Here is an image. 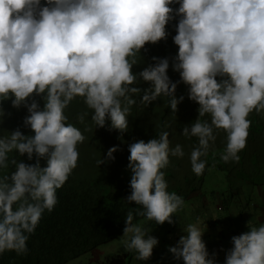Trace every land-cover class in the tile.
<instances>
[{
	"label": "clouds",
	"instance_id": "obj_1",
	"mask_svg": "<svg viewBox=\"0 0 264 264\" xmlns=\"http://www.w3.org/2000/svg\"><path fill=\"white\" fill-rule=\"evenodd\" d=\"M146 43L171 58L172 76L167 74V57H152L154 64L132 71ZM168 47L176 49L175 56ZM141 80L149 87L134 86ZM77 97L91 110L96 128L110 122L120 133L128 131L137 97L144 106L159 100L150 107L168 116L180 110V102L191 100L195 117L175 134H180L179 141H191L192 172L203 175L207 161L201 157L215 143L214 130L226 133L220 159L239 162L252 124L249 114L264 113V0H0V103L11 99L16 111L5 118L0 108V254L27 253L29 236L44 212L53 211L57 190L77 167V145L86 138L65 114ZM88 115L78 114L77 120L83 123ZM12 121L14 127L8 129ZM169 135L166 129L147 142L128 145L127 202L139 208L128 211L121 243L136 254L131 264L148 260L158 244L156 233L149 234L151 223L171 224L174 214L180 229L183 212L195 203L201 205L199 216L205 214L210 223L204 203L193 197L211 200L213 214L228 213L222 205L227 200L221 201L212 188L205 195L200 189L191 192L185 200L168 190L163 170L170 157L185 155L182 145L172 146ZM116 151L118 146L109 148L97 164L114 160ZM17 153L29 161L35 156V163L17 159ZM229 182L231 191L237 180ZM243 182L245 188L256 187L250 180ZM257 188L264 195V185ZM243 204L221 220L260 223H248L249 231L231 237L224 264H264V202L260 207ZM136 216L144 219L134 222ZM218 222L227 230L232 225ZM201 223L197 217L183 228L185 235L175 236L176 245L168 249L174 259L217 264L202 239ZM86 259L83 264H93ZM94 259L100 262V256Z\"/></svg>",
	"mask_w": 264,
	"mask_h": 264
},
{
	"label": "trees",
	"instance_id": "obj_2",
	"mask_svg": "<svg viewBox=\"0 0 264 264\" xmlns=\"http://www.w3.org/2000/svg\"><path fill=\"white\" fill-rule=\"evenodd\" d=\"M43 2L44 0H42ZM177 22L178 17L171 21V27L176 28ZM143 50L152 51L153 49L150 43H146L140 55L144 52ZM137 70L138 65H134L132 71L137 73ZM144 84L143 81H140L138 85L134 86L143 89L146 88ZM39 104L43 108L44 101L41 100ZM154 104H159V100L153 101L149 105ZM0 108L3 109L5 118L16 113L12 110L11 99L0 103ZM181 110L180 107L176 114H172L176 118L174 121L176 127L170 129L169 125L172 122L167 121V113L161 114L153 107L140 104L139 97H137V102L129 113L128 131L120 133L118 130L110 128V122H107L104 127L96 128L91 120V110L87 109L83 98L74 99L66 108L65 114L68 116V122L75 124L81 131L83 130L86 138L83 143L77 145L80 154L77 167L63 187L57 190L58 203L53 211L44 212L35 232L29 236L27 253L18 255L15 251H5L0 254V264H70L99 247L121 238L128 211L131 208H139L135 202H127V196L131 194V171L127 168L130 155L128 145L140 139L147 142L166 129L170 132L169 139L172 146L180 144L178 139L180 134L175 133L195 117L193 107H190L187 112ZM85 111L89 112V115L85 117L83 123H80L77 116ZM248 119L252 121V124L248 130L247 145L239 153L241 157L239 162H224L220 159V154L226 146L222 142L211 151V155L201 157L207 161L203 175L180 180L181 186L179 187H177L176 179L180 168L174 166L173 169L168 165L163 170L168 182V190L175 191L185 200L191 192L199 189V181L202 185L209 180L213 170L219 169L221 172H227L230 179H235L232 174L235 168L239 167V172L244 173V171L247 172L250 165L254 166L256 175L253 177L247 174L245 180L251 178L250 182L252 181L254 185H264V149L262 148L264 146V113L257 114L253 111L249 114ZM15 123L19 124V121ZM13 127L14 122L12 121L8 129ZM261 141L263 142L262 147ZM113 146H118V151L113 153L115 159L98 165L97 161L104 159L108 149ZM16 158L26 163H35L36 160L34 156L33 160L29 161L26 154L21 157L18 153ZM177 159L178 157H170V162ZM40 163L41 166H45L46 162L41 159ZM177 165L179 166L178 163ZM12 170L10 167L7 171ZM0 174L3 173L0 172ZM112 198H121L123 203H109L108 201ZM142 219L144 217L136 216L134 221L139 222ZM172 220L171 224L167 221L163 224H156L157 229L154 226L153 230L155 233L164 229L172 230L174 225L178 224L177 216L173 214ZM132 261L130 254L116 255L105 260L103 264H131Z\"/></svg>",
	"mask_w": 264,
	"mask_h": 264
},
{
	"label": "rangeland",
	"instance_id": "obj_3",
	"mask_svg": "<svg viewBox=\"0 0 264 264\" xmlns=\"http://www.w3.org/2000/svg\"><path fill=\"white\" fill-rule=\"evenodd\" d=\"M169 52L175 56L176 53V49L175 48H170L168 47ZM142 52L141 58L138 56L137 59L139 58V62L138 64V70L137 73L142 71L145 67H147L149 64H154L155 61L152 60V57H158V58H169L170 60V65H169V69L167 71V74L169 76H172L174 73V70L172 68L171 65V58L167 55L164 54H160L159 52H156L154 50L150 51H145ZM142 81V80H141ZM144 82V81H143ZM146 88L149 87L148 82H144ZM43 100V99H42ZM180 107H181V111H186L191 107V100H188L187 103H179ZM151 106V105H148ZM167 121L173 122L176 120V118L173 117L172 113L169 114V116L166 117ZM196 118H194L195 120ZM170 129H174L173 125H169ZM214 134L216 135V140L215 143L212 145V147L209 149L208 154L207 155H211V151H213V149L215 147H217L218 145H220L222 142L225 141L226 139V133L223 130H214ZM194 141L197 142V138H194ZM190 139L189 138H181L180 139V145L183 146L185 155L183 158H179L175 161H171L170 162V168L174 166H177L175 168H180V171L178 172V177L176 179V182L178 184L177 187L181 186L180 184V180H185L187 177V179L192 178L193 176L196 177H200L197 176L196 174H194L191 170V164H190V160H189V154L191 152V148H190V144H189ZM263 145V142L261 141V147ZM264 149V146L262 147ZM177 163L179 164V166L177 165ZM239 167L235 168V170L232 171L233 176L235 177V180H237L236 182V187H234V189H232L231 191L229 190L230 188V182H229V174L227 172H221L219 169H215L213 170V172L210 174V178L208 181L204 182V184H200L199 183V189L201 191L202 194H210L209 192H205V189H207L206 191H211L210 187L215 190L216 193H218L221 201H226V203L222 204L223 207H228V213L229 215H231V212L235 209H237L236 205H239L241 203V201L244 202L243 207L249 206L251 203L255 205V207H260L261 204L264 202V195H262L260 193V191L256 187H246L245 188V184L243 181L246 182L245 177L247 176V174L251 175V176H255V168L254 166L249 167V169L247 170V172L241 173L239 172ZM191 176V177H189ZM195 180V179H194ZM251 180V178H250ZM197 181V180H195ZM175 185V184H174ZM173 185V186H174ZM255 193V194H254ZM230 196V197H229ZM217 197L213 198L212 200L217 201ZM109 203H113V204H121L123 203L121 198H112V200L108 201ZM187 204H190L191 202H187L185 201ZM194 212L199 213L201 212V207L198 205V203L194 204ZM227 213V209H224L223 211H216L214 212V215L217 219V221H223V224H226V226H229V224H233L234 221H236V218H231L230 220H226L223 219L221 220L223 217H227L228 216ZM250 213V212H249ZM185 216H188V223H183L182 227H186L187 224L189 223H193L195 221V218L193 217V210L192 212H190L188 215L185 214ZM204 217V218H203ZM183 218V217H181ZM203 226L205 227L204 230L205 232H208L210 230H212L213 232L216 231H220V222L218 224H215L214 227L212 226V228L207 227L209 224L207 222V220L205 221V214H202L201 217H199ZM252 220V219H251ZM191 221V222H190ZM203 221H205V224L203 223ZM253 221V220H252ZM137 222V221H134ZM252 224V223H250ZM248 226V224H247ZM183 227V228H184ZM155 228L157 229V226H155ZM209 229V230H208ZM208 230V231H207ZM152 232H155L154 230L150 231V235H152ZM158 232H156L157 234ZM173 238V237H171ZM122 238H118L116 240H113L111 242H109L108 244L104 245L102 248L95 250V252H93L92 254L88 255V256H84L82 257V259H78V260H83L84 258H87L86 260L90 263L93 264H101L102 262L104 263L105 260H108V258H112L114 256H116L117 254L119 255H131L133 257H136L135 252H131V251H125L123 248V245L121 243ZM167 240V237H165V241ZM206 242V240H205ZM153 254L152 256L146 260V261H138L140 264H163L162 262L164 261V259H160L163 258L164 256H162V253H164V248H153ZM97 253V254H95ZM97 255L100 256V262L96 259H94V257H96ZM77 260V261H78ZM129 260L131 261V259L129 258ZM137 260V259H136ZM136 261L134 262V264H139ZM78 264H83L82 261H78ZM84 264H87V262L84 261Z\"/></svg>",
	"mask_w": 264,
	"mask_h": 264
},
{
	"label": "crops",
	"instance_id": "obj_4",
	"mask_svg": "<svg viewBox=\"0 0 264 264\" xmlns=\"http://www.w3.org/2000/svg\"><path fill=\"white\" fill-rule=\"evenodd\" d=\"M195 200L204 203V209L209 217L210 220V227L213 226L215 224H218L219 222L216 220L215 215L212 213L213 208L211 206H213V203L211 200L207 201L206 197L200 198V197H193ZM198 205L201 207L200 203H198ZM263 209H264V204H263ZM193 210V217L196 219L197 217H200L198 213L194 212V204L190 205V209L185 210L183 212V223H188V216L186 217L185 214H189L190 212H192ZM238 220V219H237ZM260 220H262L260 218ZM191 222V221H190ZM182 223V224H183ZM192 223V222H191ZM248 223H252V225H258L260 222H257V220L254 221H242V222H238V221H234L233 224L229 227V230H227V228L225 226L220 225V231H216L213 232L212 230L208 231V232H204L202 239L205 241L206 240V248L210 254V256L215 253V259L217 261V264H224V260H225V255H226V251L228 249H230L233 245L231 243V237L234 235H240L244 232L249 231V228L247 226ZM182 224L180 226H182ZM154 225H156V223H151L150 224V228L153 230ZM184 227V226H183ZM183 227H181L179 229V225H174L172 230L166 231L161 230L160 232H158L156 234V238L158 239V244L155 246L156 248H164V253H162V256H164L163 258L160 257V259H164V261L162 262L163 264H184L183 260H176L173 257V254L169 252V247L170 246H175L176 245V240L178 239V237L176 238L175 236L178 233H181L182 235H185L184 231H183ZM201 227L204 230V226L201 223ZM209 227V228H210ZM212 228V227H211ZM205 231V230H204ZM165 237H167V240L165 241ZM173 237V238H171ZM99 255L96 256V258H98ZM77 262V261H76Z\"/></svg>",
	"mask_w": 264,
	"mask_h": 264
}]
</instances>
